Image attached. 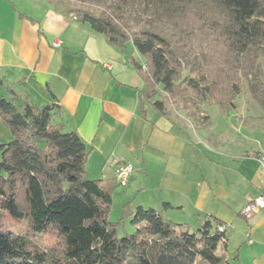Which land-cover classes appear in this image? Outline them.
<instances>
[{"label":"trees","instance_id":"obj_1","mask_svg":"<svg viewBox=\"0 0 264 264\" xmlns=\"http://www.w3.org/2000/svg\"><path fill=\"white\" fill-rule=\"evenodd\" d=\"M44 1L112 46L131 44L142 97L156 98L160 114L171 104L188 112L203 105L236 110L243 78L264 111V81L252 71L264 53V0ZM54 108H36L11 89L0 93V117L13 136L0 145V264H194L196 257L228 263L217 254L227 247L218 222L190 233L153 209L124 207L120 222L129 217L134 231L117 237L120 222L108 214L118 186L87 177L89 150L75 131L50 122ZM3 212L25 219L28 236L53 231L57 240L27 249L23 236L2 229Z\"/></svg>","mask_w":264,"mask_h":264},{"label":"crops","instance_id":"obj_2","mask_svg":"<svg viewBox=\"0 0 264 264\" xmlns=\"http://www.w3.org/2000/svg\"><path fill=\"white\" fill-rule=\"evenodd\" d=\"M0 80L36 108L54 105L50 122L75 131L89 150L90 180L115 182L117 163L132 166L127 186L112 192L123 189L126 212L150 208L187 229L218 222L227 264H264V208L241 215L264 193V150L239 140L230 114L221 127L207 106L197 115L160 114L156 98L143 99L144 82L124 51L44 0H0Z\"/></svg>","mask_w":264,"mask_h":264},{"label":"rangeland","instance_id":"obj_3","mask_svg":"<svg viewBox=\"0 0 264 264\" xmlns=\"http://www.w3.org/2000/svg\"><path fill=\"white\" fill-rule=\"evenodd\" d=\"M120 49V48H119ZM127 55L128 62L130 61L129 57L136 56L137 53L134 51L131 44H127L124 49H121ZM254 71L256 74L260 75L264 81V53H260L257 58L254 60ZM6 91L9 88L4 87ZM206 105L192 107L188 112L179 104H171L168 109V113L171 115H176L179 113H186L190 115H197L204 112ZM236 110H232L228 113H223L216 106H207V113L210 116L213 123L220 124V127L223 121H220L221 115L230 114L236 122H240L239 128V140L243 142L244 145L248 147L257 148L264 150V111L262 110L259 103H257L249 94L248 84L246 78L242 79V87L239 96L236 98ZM243 115V119H238L237 115ZM233 120V122H235ZM13 139L10 129L4 124L3 120L0 117V145L7 144ZM123 189L119 188L113 197H111L112 203L109 210V220L112 223L120 222L123 214V202L121 197L117 196V193L122 192ZM3 230L23 236L26 241L27 249H44L51 247L54 242L57 240V233L53 231L36 233L31 236H28V226L25 219H16L11 217L7 212H3ZM179 231L187 230L186 227H177ZM201 226L191 225L188 228L190 233L196 232L200 229ZM134 231V227L130 223V218H125L120 222V225L116 229L117 237H122L126 234H130ZM218 255H222L223 260L228 259V254L224 251L218 250ZM194 264H208L204 262L200 257H196ZM220 264H226L222 261Z\"/></svg>","mask_w":264,"mask_h":264},{"label":"built area","instance_id":"obj_4","mask_svg":"<svg viewBox=\"0 0 264 264\" xmlns=\"http://www.w3.org/2000/svg\"><path fill=\"white\" fill-rule=\"evenodd\" d=\"M55 47L60 46V42L56 41L53 44ZM132 166L126 163H117L115 167V183L118 187H126L129 181V177L132 173ZM264 208V193L259 195L258 197L250 200L241 210V215L245 218L250 217L253 213H255L258 209ZM218 231L223 232L225 230L224 225L218 226Z\"/></svg>","mask_w":264,"mask_h":264}]
</instances>
